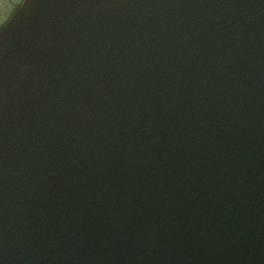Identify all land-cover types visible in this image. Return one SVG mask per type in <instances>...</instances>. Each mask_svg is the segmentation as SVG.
Returning <instances> with one entry per match:
<instances>
[{
  "label": "water",
  "instance_id": "water-1",
  "mask_svg": "<svg viewBox=\"0 0 264 264\" xmlns=\"http://www.w3.org/2000/svg\"><path fill=\"white\" fill-rule=\"evenodd\" d=\"M0 129V264H264L261 0H24Z\"/></svg>",
  "mask_w": 264,
  "mask_h": 264
},
{
  "label": "rangeland",
  "instance_id": "rangeland-1",
  "mask_svg": "<svg viewBox=\"0 0 264 264\" xmlns=\"http://www.w3.org/2000/svg\"><path fill=\"white\" fill-rule=\"evenodd\" d=\"M22 1L24 0H0V16L2 15V22L0 21V24L5 22L13 12L17 10V6H19Z\"/></svg>",
  "mask_w": 264,
  "mask_h": 264
},
{
  "label": "flooded vegetation",
  "instance_id": "flooded-vegetation-1",
  "mask_svg": "<svg viewBox=\"0 0 264 264\" xmlns=\"http://www.w3.org/2000/svg\"><path fill=\"white\" fill-rule=\"evenodd\" d=\"M19 6H20V5H19ZM19 6H17V7H19ZM16 9H17V8H16ZM16 9H15V10H16ZM14 12H15V11H14ZM14 12H13V13H14ZM0 14H1V13H0ZM10 17H11V16H10ZM10 17H9V18H10ZM1 18H2V15L0 16V19H1ZM9 18H8L5 22H3L2 24H0V27L3 26V25L9 20ZM0 21L2 22V19H1Z\"/></svg>",
  "mask_w": 264,
  "mask_h": 264
},
{
  "label": "snow or ice",
  "instance_id": "snow-or-ice-1",
  "mask_svg": "<svg viewBox=\"0 0 264 264\" xmlns=\"http://www.w3.org/2000/svg\"><path fill=\"white\" fill-rule=\"evenodd\" d=\"M261 4L264 5V0H261ZM2 131V129H0ZM0 256H3L2 253H0ZM4 260L6 261V258L3 256Z\"/></svg>",
  "mask_w": 264,
  "mask_h": 264
}]
</instances>
